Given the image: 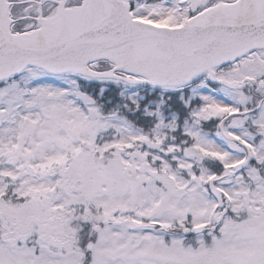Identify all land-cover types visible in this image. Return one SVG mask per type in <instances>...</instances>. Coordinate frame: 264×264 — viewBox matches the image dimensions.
<instances>
[{
    "label": "snow or ice",
    "instance_id": "obj_1",
    "mask_svg": "<svg viewBox=\"0 0 264 264\" xmlns=\"http://www.w3.org/2000/svg\"><path fill=\"white\" fill-rule=\"evenodd\" d=\"M0 264H264V0H0Z\"/></svg>",
    "mask_w": 264,
    "mask_h": 264
}]
</instances>
